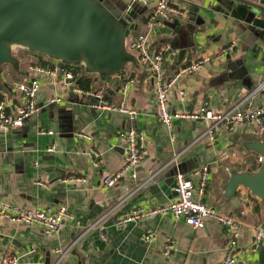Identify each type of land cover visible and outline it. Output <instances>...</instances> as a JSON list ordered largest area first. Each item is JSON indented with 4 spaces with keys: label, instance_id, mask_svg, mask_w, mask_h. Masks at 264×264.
Listing matches in <instances>:
<instances>
[{
    "label": "crops",
    "instance_id": "crops-1",
    "mask_svg": "<svg viewBox=\"0 0 264 264\" xmlns=\"http://www.w3.org/2000/svg\"><path fill=\"white\" fill-rule=\"evenodd\" d=\"M171 1L182 16L163 23L153 40L155 50L175 53L174 57L167 56V77L172 78L181 66L201 56H210L211 61L198 73L177 80L169 91V110L192 114L207 104L213 111L225 112L247 97L249 106H262L264 91L249 94L264 80V12L233 0ZM247 1L264 7V0ZM111 2L116 12L136 15L131 21L135 30L128 38L134 39L145 31L146 9L131 6L132 0ZM231 42L233 52L227 54ZM191 43L194 47L185 51L176 66L178 50ZM24 60H19L16 68L3 67L0 77L6 93L17 83L36 78L28 70L29 64L58 66L48 64L43 57L29 56ZM58 77H39V113L21 129L0 131V202L20 210L55 211L64 206L70 218L65 220L63 230L53 235H45L39 226L0 219V259L3 251L9 250L19 257L20 264H57L60 251L64 255L58 264H219L226 253L227 236L216 221L208 220L202 230L191 228L183 219L160 216L117 226L122 215L135 208L163 206L174 200L177 172L196 183L193 171L207 166L210 174L204 203L245 224L238 240L242 253L237 264H264V240L257 249L252 247V227L264 225V205L254 198L255 203L247 191L239 189L235 195L238 207L233 209L222 193L230 167L250 169L244 156L255 153H244L241 143L254 139L264 128L256 133L244 126L233 130L221 126L210 139L203 136L205 123L174 120L169 132L159 119L150 74L138 63L128 64L105 82L94 76L91 87L96 91L83 90L75 82L83 92L103 93L111 105L123 104L134 110L133 122L121 113L94 108L90 113L89 105L96 100L64 89ZM129 80L134 83L123 96L122 88ZM55 97L61 102L49 105ZM128 128L141 133L147 150L138 177L131 181L126 176L114 187L103 188L102 178L116 174L123 166L117 135ZM40 131L53 135H39ZM52 145L55 153L46 154ZM92 150L100 154L97 167L90 155ZM184 150L176 166L164 168L172 154ZM150 177L153 178L144 184ZM257 206L260 211H256ZM152 233L156 235L153 241H142L143 236ZM168 239L176 247L170 261L162 255Z\"/></svg>",
    "mask_w": 264,
    "mask_h": 264
},
{
    "label": "built area",
    "instance_id": "built-area-1",
    "mask_svg": "<svg viewBox=\"0 0 264 264\" xmlns=\"http://www.w3.org/2000/svg\"><path fill=\"white\" fill-rule=\"evenodd\" d=\"M131 6H138L146 9L148 11V16L145 21V31L139 33L134 39H129L127 47L137 55L140 65L146 68L150 74L159 119L169 132L174 120L205 123L203 136H209L210 139H213L217 129L221 126H225L229 130H233V128L238 126H244L245 128L252 129L249 131L254 132H260L264 128V104L253 108L248 105V97L225 112L213 111L207 104H203L192 114L172 113L169 110L168 104V95L171 88L180 77L198 73L205 65L210 63L211 57L201 56L197 61L181 66L175 76L168 78L165 72V63L167 61V56H170V58L174 57L175 53L169 51L168 54H165L162 50H155L153 48V40L156 32L161 30L163 23L182 16L181 11L174 6L171 0H132ZM233 47L234 42H231L226 49L227 54L233 52ZM222 56L223 55L220 57ZM29 63H31V61ZM28 70L33 72L36 78L17 83L7 94H0V131L5 129H21L33 115L39 113L42 108L38 102L40 76H51L52 78L59 76V82L64 89H70V91L76 92L77 94L93 97L94 100L97 101V105L93 107L94 109L105 112L121 113L125 115L130 122H133L136 117L135 111L126 108L123 104L113 106L108 103L107 100L104 99L103 93L83 92L80 90L75 83L76 79L71 71H67L64 68L60 69L58 66L50 68L49 66L39 64H29ZM133 83V81L129 80L124 84L122 88L123 96L126 95L129 87L133 85ZM12 91L14 94H12ZM263 91L264 80L251 94H249V96H254ZM179 96L183 99L184 93L180 91ZM58 102H61L60 98L55 97L51 99L48 104L52 105ZM39 135L52 136L53 132L40 131ZM117 138L123 150L124 163L116 174L105 175L102 178V187L107 189L114 187L119 180L126 176L129 177L131 181H136L139 166L147 154L143 136L136 129L128 128L121 130ZM169 140L172 143L173 137L170 136ZM185 151L186 150L172 154V157L164 168L170 165L176 166L181 155ZM45 152L46 154H54L55 147L52 145L48 147ZM90 155L93 159V165L97 167V160L100 154L92 150ZM262 161V158L258 157L257 163L261 164ZM209 174L210 170L207 166L194 170L193 178L197 179L195 183L182 172H177L174 178V200L163 206H156L148 209L135 208L123 214L118 220L117 226L122 228L149 217L160 216L164 218L171 217L175 220L183 219L185 224L191 228L202 230L205 228L208 220H213L224 228L227 236L226 253L219 264H237L239 256L242 253L239 248L238 240L245 224L238 217L223 214L214 207L207 206L204 203L203 197L209 181ZM153 177L148 178L144 184ZM76 180L85 182V180L81 179ZM69 218L70 215L64 206L59 207L55 211L39 209L20 210L17 208H10L0 202V219H6L13 224L22 226H39L45 235L60 233L64 228L65 220ZM252 230V247L255 250L259 247L261 241L264 240V225H255L252 227ZM155 238L156 235L154 233L147 234L143 236L142 241L149 243ZM175 248V244L172 240H166L162 255L167 261H170L171 255L175 252ZM58 254L60 258L57 264L63 258L64 253L59 251ZM0 264H20V260L19 257L12 254L9 250H4L1 255Z\"/></svg>",
    "mask_w": 264,
    "mask_h": 264
},
{
    "label": "water",
    "instance_id": "water-1",
    "mask_svg": "<svg viewBox=\"0 0 264 264\" xmlns=\"http://www.w3.org/2000/svg\"><path fill=\"white\" fill-rule=\"evenodd\" d=\"M233 1L264 12L259 4ZM135 16L131 12H116L111 0H0V76L3 67L18 66L16 58H12L18 49L49 59L60 69L82 68L86 74L105 82L120 74L128 64L136 65L124 48L129 33L135 30L131 22ZM193 47L191 43L178 50L176 66L180 65L185 51ZM4 92L0 88V93ZM96 105L97 101L91 102L88 111L91 113ZM241 148L244 153L254 152L263 161L256 171L228 169L222 193L233 209L238 207L235 195L239 189L264 205V133L242 142Z\"/></svg>",
    "mask_w": 264,
    "mask_h": 264
},
{
    "label": "trees",
    "instance_id": "trees-1",
    "mask_svg": "<svg viewBox=\"0 0 264 264\" xmlns=\"http://www.w3.org/2000/svg\"><path fill=\"white\" fill-rule=\"evenodd\" d=\"M20 53L22 54H27L28 56H30L29 53L25 52V51H21ZM44 58V57H43ZM18 59V58H17ZM46 59V58H45ZM25 61V60H22ZM47 63L50 65H55L56 63H52L53 61L46 59ZM26 62V61H25ZM53 65V66H54ZM51 68H53L52 66H49ZM65 70L67 71H71L76 79L77 85L79 86V88L83 89V90H93L94 88H92L91 86L93 85V83H95V75H88L84 72V70L81 69H76V68H71L68 66H64L63 67ZM94 91H96V89H94ZM258 155L257 154H253V155H245L244 156V163H246V165L250 166V169L253 171H256V166H257V159H258ZM249 198V197H248ZM255 203H257V201L250 197ZM256 211H260V207L257 206Z\"/></svg>",
    "mask_w": 264,
    "mask_h": 264
},
{
    "label": "rangeland",
    "instance_id": "rangeland-1",
    "mask_svg": "<svg viewBox=\"0 0 264 264\" xmlns=\"http://www.w3.org/2000/svg\"><path fill=\"white\" fill-rule=\"evenodd\" d=\"M142 9H144V8H142ZM129 39H130V38L127 37V39L125 40V45H124V46H125V47H124V48H125V51H126L127 53H129V54L134 58L136 64H137V63L140 64V63L138 62L139 59H138L137 55H136L134 52H132L131 50H129L128 47H127V43H128V40H129ZM20 52H21V50L18 51V49H17V50L14 52V55L12 56V58H13V59L16 58L15 60H17V62H18L19 60L22 61V59L24 60L26 57H27V59H29V56H28L27 54H22V53H20ZM17 58H18V59H17ZM1 85H2V84H1ZM1 85H0V88H1V90H3V87H2L3 85H2V86H1ZM7 93H8V91H7ZM7 93H6V91H5L3 94L5 95V94H7ZM256 133H257V132H256ZM262 133H264V130H262ZM245 142H246V141H244L243 143H245ZM232 168H234V167H230L229 170L232 169Z\"/></svg>",
    "mask_w": 264,
    "mask_h": 264
},
{
    "label": "clouds",
    "instance_id": "clouds-1",
    "mask_svg": "<svg viewBox=\"0 0 264 264\" xmlns=\"http://www.w3.org/2000/svg\"><path fill=\"white\" fill-rule=\"evenodd\" d=\"M31 56V55H30ZM57 64V63H56ZM260 157V156H259ZM258 165V164H257Z\"/></svg>",
    "mask_w": 264,
    "mask_h": 264
},
{
    "label": "flooded vegetation",
    "instance_id": "flooded-vegetation-1",
    "mask_svg": "<svg viewBox=\"0 0 264 264\" xmlns=\"http://www.w3.org/2000/svg\"><path fill=\"white\" fill-rule=\"evenodd\" d=\"M19 51V50H18Z\"/></svg>",
    "mask_w": 264,
    "mask_h": 264
}]
</instances>
